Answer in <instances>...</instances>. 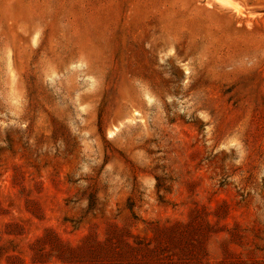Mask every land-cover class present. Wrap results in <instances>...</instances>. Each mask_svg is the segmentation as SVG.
Segmentation results:
<instances>
[{
    "label": "rangeland",
    "instance_id": "rangeland-1",
    "mask_svg": "<svg viewBox=\"0 0 264 264\" xmlns=\"http://www.w3.org/2000/svg\"><path fill=\"white\" fill-rule=\"evenodd\" d=\"M0 264H264V0H0Z\"/></svg>",
    "mask_w": 264,
    "mask_h": 264
}]
</instances>
